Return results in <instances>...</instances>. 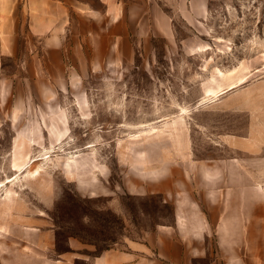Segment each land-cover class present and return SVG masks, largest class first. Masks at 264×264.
<instances>
[{
    "label": "rangeland",
    "instance_id": "1",
    "mask_svg": "<svg viewBox=\"0 0 264 264\" xmlns=\"http://www.w3.org/2000/svg\"><path fill=\"white\" fill-rule=\"evenodd\" d=\"M118 1L0 0V264H264V0Z\"/></svg>",
    "mask_w": 264,
    "mask_h": 264
},
{
    "label": "crops",
    "instance_id": "2",
    "mask_svg": "<svg viewBox=\"0 0 264 264\" xmlns=\"http://www.w3.org/2000/svg\"><path fill=\"white\" fill-rule=\"evenodd\" d=\"M101 1L106 4V12H100L88 6L86 2H80L79 0H75L74 3H71V0H27L30 29L36 34H44L59 28L57 24L60 19L65 20L67 17V22H70L71 18L68 12V5L71 4L78 14V25L76 29L78 33L76 39H78V42L81 41L80 36H82L83 41H94L102 29L100 18H106L108 16L110 19L108 24L109 27H107L106 30L103 29V31H108V33H104V37L107 39L111 38V35L116 37L118 35L117 23L120 21L123 14L122 9L120 10L118 7L120 3L118 0ZM112 23H114V25H111ZM119 24L121 25V22H119ZM118 37H121V35ZM56 43L53 44L54 47H59L61 45V43ZM79 46L80 45H78V47ZM167 243L165 237H161L160 244H155L161 254L166 252ZM150 245L153 247L151 240L147 243L148 247H150ZM117 258L133 259L134 254L131 252H122L120 255L116 254L114 255L113 263H115ZM108 262L109 260L106 255H98L95 258L94 264H108Z\"/></svg>",
    "mask_w": 264,
    "mask_h": 264
},
{
    "label": "bare ground",
    "instance_id": "3",
    "mask_svg": "<svg viewBox=\"0 0 264 264\" xmlns=\"http://www.w3.org/2000/svg\"><path fill=\"white\" fill-rule=\"evenodd\" d=\"M230 74H228L227 72H224L223 70H221V69H218V78L219 77H222V78H224V77H228ZM218 78L216 79L215 78V80H214V76H213V80L215 81V83L216 84H218V86H213V85H208L206 88H205V92H206V97H209V96H215L216 94H217V92L219 91V87H220V82L218 81ZM243 79H244V77L243 78H241L240 80H241V82L243 81ZM246 81V80H245ZM240 83V82H239ZM237 84H238V82H237ZM237 84H235V83H232V84H230L228 87H235V86H237ZM183 112H188V109L187 108H184L183 107ZM185 115V114H184ZM61 135H59V137H60ZM62 138H63V136H62ZM52 147H54V146H52ZM70 163V162H69ZM71 166V165H70Z\"/></svg>",
    "mask_w": 264,
    "mask_h": 264
}]
</instances>
